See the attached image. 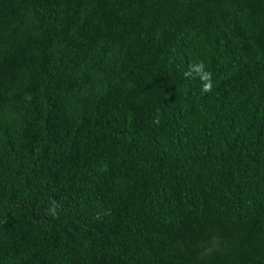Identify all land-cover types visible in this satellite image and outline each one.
I'll return each mask as SVG.
<instances>
[{
    "label": "trees",
    "instance_id": "16d2710c",
    "mask_svg": "<svg viewBox=\"0 0 264 264\" xmlns=\"http://www.w3.org/2000/svg\"><path fill=\"white\" fill-rule=\"evenodd\" d=\"M0 264H264V0H0Z\"/></svg>",
    "mask_w": 264,
    "mask_h": 264
},
{
    "label": "clouds",
    "instance_id": "9594fccd",
    "mask_svg": "<svg viewBox=\"0 0 264 264\" xmlns=\"http://www.w3.org/2000/svg\"><path fill=\"white\" fill-rule=\"evenodd\" d=\"M195 72L198 73L201 81L203 82V91L204 92H210L212 90V81L210 79L211 72L205 70V65L203 61L199 62L197 65L193 66V69ZM186 76L191 75V72L185 73ZM52 213L54 214L56 209L53 207L51 209Z\"/></svg>",
    "mask_w": 264,
    "mask_h": 264
}]
</instances>
